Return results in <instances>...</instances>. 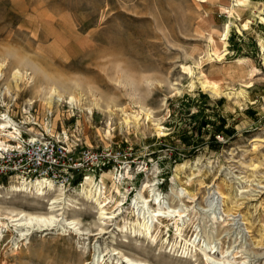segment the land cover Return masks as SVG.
Masks as SVG:
<instances>
[{"label": "rangeland", "instance_id": "1", "mask_svg": "<svg viewBox=\"0 0 264 264\" xmlns=\"http://www.w3.org/2000/svg\"><path fill=\"white\" fill-rule=\"evenodd\" d=\"M41 134L121 153L101 172L115 219L100 232L79 194L95 182L78 178L65 192L82 233L21 235L12 219L47 214L53 191L18 193L29 180L8 176L0 264H94L96 246L99 264H117L114 249L147 264H264V0H0V143ZM138 193L174 211L154 243L132 231Z\"/></svg>", "mask_w": 264, "mask_h": 264}, {"label": "bare ground", "instance_id": "2", "mask_svg": "<svg viewBox=\"0 0 264 264\" xmlns=\"http://www.w3.org/2000/svg\"><path fill=\"white\" fill-rule=\"evenodd\" d=\"M200 80L203 88L208 90L213 95V97H216L217 95H220L222 93L221 89L218 86H215L203 80L202 78H200ZM5 121L6 122L2 124L3 128H13L17 133L20 134L19 129H17V126L12 121L7 119ZM0 148L3 150H7L9 149V146H3V144L0 143ZM92 180L93 179L90 177L86 179V181H88L87 183L89 184L90 181L92 182ZM92 185L94 186V184ZM13 189L14 191H18V193L34 189L36 195H39L40 197L43 196L42 198H46L48 196L46 194H49L51 191H53V193H50L51 197L48 196L49 198H47L49 201V211L47 214L29 215L20 213L19 218L12 219V222L15 223L16 229H21L19 230L20 232H22L21 235L28 234V232L35 227H38V229L42 227L51 229L55 228L56 226L61 227L64 230L65 228H67L82 233L80 229V219L76 217L73 219H69L68 215L71 210H76L77 214L78 211L82 210V208L78 207L79 200L66 194L63 188L55 189L51 181L37 179L35 181H24L23 183H21L20 187H14ZM79 194L87 203L94 204L99 209V219L102 220L101 226L99 227L100 232L106 233V229L104 228V226H106L107 224L103 220L115 219V215L112 212L110 213L106 211L107 205L106 203L104 204L100 199L101 195L103 194L102 188L97 187V189L93 191L92 189L90 190L86 185H84L82 191H80ZM152 203H154V206H156V208L153 207ZM168 205L169 204L166 201H162L159 197H154L153 200H150L146 199L141 193H138L133 203V209L136 210L138 216L132 229L133 233L136 234V236H140L149 240L151 243H154V241L158 240V238L156 239V236L154 235L156 224L161 223V218L170 219V217H172V215L174 214V211L171 210ZM95 206L93 208H95ZM77 214H75L74 216H76ZM4 226H6V223L2 222V220L0 219V237L2 235V227ZM95 252L94 264H99L100 261L104 262V259H102V251L100 249V246L95 247ZM112 260H117V264H147L130 259L122 252H119V250L117 249L113 250V254L109 262H112Z\"/></svg>", "mask_w": 264, "mask_h": 264}, {"label": "built area", "instance_id": "3", "mask_svg": "<svg viewBox=\"0 0 264 264\" xmlns=\"http://www.w3.org/2000/svg\"><path fill=\"white\" fill-rule=\"evenodd\" d=\"M120 152L94 151L81 148L77 152L60 139L38 135L23 140L19 146L3 150L0 155V181L19 175L31 181L49 180L54 187L67 190L78 178L79 184L93 178L94 186L105 190L102 173L107 165L121 166Z\"/></svg>", "mask_w": 264, "mask_h": 264}]
</instances>
